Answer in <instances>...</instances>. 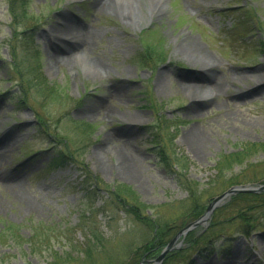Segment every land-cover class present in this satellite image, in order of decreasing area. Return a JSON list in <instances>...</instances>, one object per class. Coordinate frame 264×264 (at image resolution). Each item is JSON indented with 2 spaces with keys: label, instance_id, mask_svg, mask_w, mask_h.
Returning a JSON list of instances; mask_svg holds the SVG:
<instances>
[{
  "label": "rangeland",
  "instance_id": "obj_1",
  "mask_svg": "<svg viewBox=\"0 0 264 264\" xmlns=\"http://www.w3.org/2000/svg\"><path fill=\"white\" fill-rule=\"evenodd\" d=\"M95 1L28 0V23L19 25L40 19L33 31L39 57L21 44L22 35L10 38L7 1L0 0V264H154L160 253L145 249L153 224L166 228L177 251L158 264H264V217L252 236H242L232 221L243 209L229 197L206 221L188 226L189 192L180 185L190 182L206 207L231 183H264V91L254 89L250 76L264 71V54L254 49L264 41V0ZM243 7L255 10L259 25H236L235 33ZM48 37L65 51L50 49ZM145 43L168 62L141 68L136 54ZM191 44L207 61L190 53ZM13 47L20 75L29 82L30 67L42 85L30 83L32 108L17 107L12 97L19 83L9 76ZM147 90L161 103L160 118L180 125L166 128L164 140L185 166L181 176L166 174L141 129L157 124V112L144 101ZM36 113L67 140L68 159L58 168L48 163L60 141L40 130ZM233 153L246 156L221 161ZM72 155L102 187L127 186L144 222L104 188L91 194ZM123 157L132 160L131 173L123 172ZM208 227L232 233L228 256L200 254L186 242L193 233L196 244Z\"/></svg>",
  "mask_w": 264,
  "mask_h": 264
},
{
  "label": "trees",
  "instance_id": "obj_2",
  "mask_svg": "<svg viewBox=\"0 0 264 264\" xmlns=\"http://www.w3.org/2000/svg\"><path fill=\"white\" fill-rule=\"evenodd\" d=\"M25 10L26 9L24 7V2L22 3L21 0H9L8 11L10 13V18L13 20L12 23H13L14 30H16L19 27H24V25H19L20 22H22L23 24H27V21L24 19L25 15H26ZM29 72H30V79H29V82L26 81V83H24L25 89H27V88L33 89L32 86H30V83H33V86L35 87V89H38V87L42 86L40 83V79H38V76L35 75L34 72L30 68H29ZM244 155H245L244 153H240V154L233 153L230 157H227L226 159L221 160V161H224V162L228 161L229 163L230 162L235 163L236 161H239L241 157L243 159ZM159 156H160L162 166H163L164 170L166 171V173H168L170 175L181 176L182 171L184 170L185 166L183 165V167L180 169V167L178 165L179 158H178L176 153L168 154L165 151V148H159ZM58 159L59 158H56L54 162H57ZM78 165L80 166V163H78ZM225 166H227V165L225 164ZM176 169L178 170L179 173L176 172ZM85 171L88 173L87 169H85ZM86 176H87L88 180H92L95 184H97L99 187H101V185H100L101 183L98 179L92 177L90 174L89 175L86 174ZM234 183H237V182H234ZM234 183H231L230 185H232ZM180 185L183 186L185 188V190H187L189 192L188 201L190 202L191 205H190V208L187 209L188 211L185 212L186 219L187 220L188 219L189 220H195L196 218H198L203 213L205 207L202 204H200L197 201V199L195 198V196L192 194V191L190 188V182L185 181V183H183V181H182ZM105 189L107 190L108 194L114 199V201L115 202L117 201L118 204H120V206L122 207V209L125 213L134 217L135 222H139V223L144 222L142 220L144 219L145 216L140 212V205L138 203H136V202H138L137 200L132 201V198H131L132 193L130 192V189L127 186L120 184V185H116L114 188L108 186ZM248 199L250 201H247ZM231 200H232L231 202L235 201L236 203L238 201H240V206H242V209H243L235 217L236 219H234V221H232V222L235 223V225H238L237 229H239V231L242 230L244 232V234H249L251 228L253 227V225H255L256 221L259 218L264 217V193H260V194H236V195H233L231 197ZM130 201L132 202L131 206L133 208L127 204ZM134 202L137 205H135ZM149 222L147 220V223H149ZM151 224H152V222H151ZM212 226L215 227V223H213ZM156 227L157 226L154 224H153V228L151 227V229H150L151 232L153 229H155V231H154V234L152 236V239L148 242V245L145 246L146 251L151 253V255L152 254H154V255L158 254L168 244V242L171 239V237L168 238L169 236L165 237L166 228L160 227V228L156 229ZM210 233L213 234L214 229H212L210 231ZM210 237H212V235L206 236V238H210ZM176 253L177 252L172 251V252L168 253V256L174 257V255H176Z\"/></svg>",
  "mask_w": 264,
  "mask_h": 264
},
{
  "label": "bare ground",
  "instance_id": "obj_3",
  "mask_svg": "<svg viewBox=\"0 0 264 264\" xmlns=\"http://www.w3.org/2000/svg\"><path fill=\"white\" fill-rule=\"evenodd\" d=\"M109 1L110 0H96L95 1V3L97 4V5H102V6H105V5H108V3H109ZM150 11V10H149ZM79 30H76V31H74V30H70L69 31V34H72V35H76V37H79V33H81V31L80 32H78ZM81 35V34H80ZM49 39H48V41H49V48L50 49H55L56 50V52H59L60 50L61 51H65L64 50V48H63V46L60 44V45H58V43L56 42V41H58V40H50V37H48ZM77 43V42H76ZM71 49V48H70ZM72 50V49H71ZM189 51H190V53H192V54H195V55H199V53H198V49H197V47L194 45V44H191L190 46H189V49H188ZM197 50V51H196ZM68 51H70V50H68ZM67 54H68V52H67ZM202 59H203V61H207L206 60V58L204 57V55H199ZM198 56V57H199ZM204 63V62H203ZM84 68L87 66V64L84 62L83 63V65H82ZM93 67V66H92ZM95 69H97V67L95 66ZM250 76L251 77H253V78H255L256 79V84H255V86H257V87H259L260 89H264V71L263 72H256V73H252V74H250ZM215 85L217 86L218 85V83H215ZM193 132H190L189 133V135L187 136V139L188 140H190V141H192L193 143L196 141V136H194L193 134H192ZM193 136V137H192ZM124 155V154H123ZM131 155L129 154L128 155V157H130ZM123 158H125L124 159V164H125V167H124V169H123V172H130L131 170H132V168H131V165H129V164H127V163H130L132 160H128V158L127 157H123ZM132 159V158H131ZM120 172H122V171H120ZM122 172V173H123ZM131 173V172H130ZM131 176H133V175H131ZM239 248H242L241 246H239Z\"/></svg>",
  "mask_w": 264,
  "mask_h": 264
},
{
  "label": "water",
  "instance_id": "obj_4",
  "mask_svg": "<svg viewBox=\"0 0 264 264\" xmlns=\"http://www.w3.org/2000/svg\"><path fill=\"white\" fill-rule=\"evenodd\" d=\"M259 191H264V185H261L259 187H254V186H250V185L232 187V188L228 189L225 193L220 195L219 197L215 198L213 200V202L209 204L207 211H206L205 215L203 216V218L208 217V215L211 213V211L221 203L222 199L231 193H234V192H259ZM168 248H170V245ZM168 248L166 250H168ZM166 250L163 253H161V255L156 259L155 264H157V262L162 259Z\"/></svg>",
  "mask_w": 264,
  "mask_h": 264
}]
</instances>
